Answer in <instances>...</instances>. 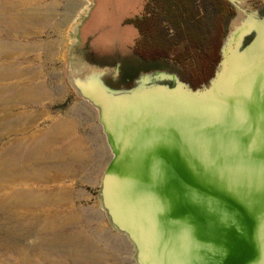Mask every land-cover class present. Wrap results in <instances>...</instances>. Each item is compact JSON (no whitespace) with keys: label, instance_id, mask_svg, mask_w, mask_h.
Instances as JSON below:
<instances>
[{"label":"water","instance_id":"water-1","mask_svg":"<svg viewBox=\"0 0 264 264\" xmlns=\"http://www.w3.org/2000/svg\"><path fill=\"white\" fill-rule=\"evenodd\" d=\"M226 1L235 16L198 89L169 73L115 89L72 56L111 155L100 209L135 264H264V16Z\"/></svg>","mask_w":264,"mask_h":264},{"label":"rangeland","instance_id":"rangeland-1","mask_svg":"<svg viewBox=\"0 0 264 264\" xmlns=\"http://www.w3.org/2000/svg\"><path fill=\"white\" fill-rule=\"evenodd\" d=\"M10 1L18 9V18L35 13L51 26L38 28L40 34L32 28L16 32V17L11 18L6 0H0V69L7 71L0 81V87H4L0 92V107L4 104L0 108V264H135L132 248L112 230L100 209L101 174L111 158L106 142L102 150L97 148L90 163L71 167L63 162L59 170L56 163L42 162L50 159L49 150L56 154L52 160L65 157L64 148H54L65 141L61 136L68 134L67 125L52 128L53 119L41 120L29 126L27 134L42 145L51 142L39 149V162L23 163L29 158L23 157L16 145L22 136L18 113L44 109L55 113L72 107L79 96L70 83L71 60L73 55H80L82 47L85 59L98 53L96 64L106 67L108 74H116L115 82H122L123 88L133 86L145 75L175 74L172 70L176 66L171 62L142 61L134 55L135 31L127 22L138 17L133 15V0H91L89 8V0H52L58 7L51 15L43 12L37 0ZM30 149L31 159L34 154ZM73 170L77 172L72 176ZM46 174L55 178L49 179Z\"/></svg>","mask_w":264,"mask_h":264},{"label":"trees","instance_id":"trees-1","mask_svg":"<svg viewBox=\"0 0 264 264\" xmlns=\"http://www.w3.org/2000/svg\"><path fill=\"white\" fill-rule=\"evenodd\" d=\"M233 16L226 0H143L142 15L127 21L138 32L133 53L142 61L171 62L173 73L198 89L215 74ZM108 85L119 89L122 82Z\"/></svg>","mask_w":264,"mask_h":264},{"label":"crops","instance_id":"crops-1","mask_svg":"<svg viewBox=\"0 0 264 264\" xmlns=\"http://www.w3.org/2000/svg\"><path fill=\"white\" fill-rule=\"evenodd\" d=\"M239 1L247 2L248 4H250L253 7H255L254 6L255 2L259 3L260 6L264 5V4H261L258 0H239ZM91 5H92L91 0H89L88 8ZM131 5L135 8L133 11V15H137L138 17L140 15H142L143 0H133ZM258 15L260 17L264 16V14H262V13L259 14V11H258ZM234 16L232 17V19L234 18ZM232 19H230V21ZM230 21H229V23H230ZM229 23H228V27H229ZM228 27H227V32H228ZM132 29H134V31H135V34L132 35L133 36L132 42L134 45L135 41L138 39V32L134 27ZM247 38H249V37H247ZM85 54H86V50H85V48L82 47L80 55L76 57L78 59L80 58L81 65H85L88 67L101 68L95 62L97 60L96 54H98V53L94 52V54H93L94 56L92 58H87V59H85V57H84ZM78 59H77V61L75 60V63L73 60V63L78 64V62H79ZM106 78H110V79H108L106 81ZM106 78H105V82L107 84L108 83H114L116 81L114 79V76L110 75V74ZM29 103H30V101L27 104H29ZM95 114H96L95 109L91 105H89L86 101L82 100L80 97L77 98V100L74 102V104L72 105L71 108H69L65 111H62V112L52 113L50 110H45V109L42 111H35V112L34 111L19 112L18 116L21 117V120H20L22 123L21 124V126H22L21 132H22L23 137L21 136V139L17 140L16 145L19 148H21L22 156L29 158V159L23 161V163L29 162L30 160H33L31 163H33L34 161L39 162V159H40L39 149L41 147L42 148L46 147V145H42L39 143V141L38 142L35 141L34 138H31L30 136H28L27 132L30 129L29 126H31V125L35 126L41 120H45V119H49V118L53 119V122H54V126L52 128H54L56 126L61 128L62 123H65V125H67L68 134L61 136V138H64L65 141H63L61 144L58 143L57 146L54 148V150L55 149L61 150L62 148H64L65 151L63 153V156H65V157H63V159L61 158L58 160H52L51 157L56 156V154H54L52 152L53 150L52 151L49 150L48 151L49 154L47 156L50 159H44V161L42 163H45V164L56 163L58 165L57 168L59 170L61 168L60 165L63 162H66V164L71 165V167H75L76 165L80 167V165L82 163H88V162L90 163L93 160V158L97 155V152H98L97 148L100 147L102 150V148L105 144V138H104L103 132L101 130V127L98 125L97 114L96 115ZM26 117H28V118L30 117L31 118L30 121L32 123H29L30 121H28V122L24 121V123H23L22 120H23V118H26ZM24 132H26L25 138H24ZM19 141H21V143H19ZM30 148H33L32 152L34 154L33 158L31 157V159H30V156L28 154L31 150ZM75 172H77V170H73L71 172V175H72V173H75ZM103 173H104V169L102 170L101 178H102ZM45 176H47V178H49V179L55 178V175H54V177H50L48 174H46Z\"/></svg>","mask_w":264,"mask_h":264},{"label":"bare ground","instance_id":"bare-ground-1","mask_svg":"<svg viewBox=\"0 0 264 264\" xmlns=\"http://www.w3.org/2000/svg\"><path fill=\"white\" fill-rule=\"evenodd\" d=\"M2 1V0H1ZM17 1V0H16ZM26 1H28V0H26ZM37 1H39V2H41V3H39V4H41L42 5V7H43V9H45V11H43V12H45V13H48V14H50L51 15V13L53 14L54 12H55V9H56V7H58V5H57V3H54L52 0H37ZM10 2H13V1H10V0H6V3H7V5H9V11H10V13H11V18H14V17H16V20L15 19H12V20H15V22H17L19 25V27L18 28H15V29H13V30H15L16 32H18V29H24L26 32H28L31 28H32V30H36V29H38V28H40V29H42V28H48L49 26H51L48 22H41L40 20H39V18H38V14H33V15H29L28 17H25V18H23L22 17V19L19 17H17L18 15H17V11H18V9L17 8H15V7H13L12 6V4H10ZM5 3V2H4ZM22 3V2H21ZM20 3V4H21ZM25 3V2H24ZM30 3V2H29ZM36 3V2H35ZM38 3V2H37ZM17 4V3H16ZM31 4H32V2H31ZM80 4V3H79ZM23 5V4H22ZM61 5V4H60ZM78 5V4H77ZM83 5V4H82ZM20 6V5H19ZM26 6V5H25ZM24 6V7H25ZM80 6H81V4H80ZM79 6V7H80ZM84 7H87V5L85 4V6ZM40 8V7H39ZM64 8H68V6H66V5H64ZM23 10V9H22ZM65 10V9H64ZM24 12V11H23ZM33 12V11H32ZM65 15H67V14H65ZM14 16V17H13ZM25 16V15H24ZM9 20H11V19H9L8 18V21ZM62 20V19H61ZM7 21V22H8ZM20 21V22H19ZM15 22H13V21H10V23H13V24H16ZM10 23H8V24H10ZM63 23V22H62ZM64 24V23H63ZM60 25V24H59ZM62 25V24H61ZM15 27H17V26H15ZM43 30V29H42ZM7 31V30H6ZM21 31V30H20ZM19 31V32H20ZM18 32V33H19ZM38 32H39V34L41 33V31L38 29ZM7 33V32H6ZM5 33V34H6ZM9 33H11V32H9ZM21 33H23V32H21ZM31 33V32H30ZM33 33V32H32ZM12 34H13V32H12ZM8 35V34H7ZM14 35V34H13ZM33 35V34H32ZM36 35H38V33L36 32ZM10 36V35H9ZM18 36V35H17ZM8 37V36H7ZM15 37V36H14ZM9 38V37H8ZM11 38V37H10ZM32 43V42H31ZM36 44V43H35ZM12 53V52H11ZM3 58V57H2ZM1 57H0V60L2 59ZM20 59V58H19ZM3 60V59H2ZM16 60V59H15ZM22 60V59H21ZM23 61V60H22ZM23 63V62H22ZM3 66V65H2ZM1 66V67H2ZM0 67V68H1ZM6 74H7V71H5L4 69H0V81L1 80H3L4 78H5V76H6ZM23 77V76H22ZM13 79V78H12ZM32 81V80H31ZM3 86H1L0 87V92H2L3 91ZM33 94H35V95H37V92L36 91H34L33 90ZM15 95V94H14ZM12 97V96H11ZM5 101V100H4ZM10 101V100H9ZM35 101V100H34ZM6 102H8V101H6ZM1 103H2V101H1ZM4 105V104H3ZM3 105L1 106V107H3ZM0 107V108H1ZM16 109V108H15ZM12 110H14V109H12ZM8 111V110H7ZM16 111V110H15ZM4 113V112H3ZM15 117H17V116H15ZM14 117V118H15ZM13 119V118H12ZM11 119V120H12ZM19 119V118H18ZM21 119V118H20ZM15 120V119H14ZM24 120V119H23ZM16 123H17V120H16ZM24 123V122H23ZM2 127V126H1ZM2 129V128H1ZM62 131V130H61ZM59 132V131H58ZM62 133V132H61ZM49 134V133H48ZM60 134V133H59ZM55 136V135H54ZM57 136V135H56ZM50 137H52L53 138V136H50ZM55 138V137H54ZM50 141V140H49ZM51 142V141H50ZM49 142V143H50ZM48 143V144H49ZM48 144H46V145H48ZM12 152V151H11ZM32 152V151H31ZM12 154H13V152H12ZM9 155H11V154H9ZM14 165V164H13ZM18 165V164H17ZM4 166V165H3ZM11 166V165H10ZM8 167V166H7ZM14 167H15V165H14ZM13 167V168H14ZM19 167V165L17 166V168ZM12 168V167H11ZM2 169V168H1ZM29 170H30V168H29ZM7 171V170H6ZM11 171V170H10ZM20 171H22V169L20 170ZM5 173V172H4ZM7 173V172H6ZM15 173V172H14ZM18 173V172H17ZM8 174H9V172L7 173V177H9L8 176ZM19 174V173H18ZM3 175V174H2ZM11 175V174H10ZM12 175H13V173H12ZM4 176V175H3ZM6 177V176H5ZM4 177V178H5ZM18 177V176H17ZM22 178V177H21ZM39 179V178H38ZM12 180V179H11ZM1 181H3V180H1ZM13 194V193H12ZM13 196V195H12ZM12 196H10L11 197V199H12ZM18 198H19V196H17ZM34 198V197H33ZM7 199H10V198H7ZM22 199V197L20 198V200ZM24 200H25V198H23ZM22 199V200H23ZM13 200H15V199H13ZM29 200V199H28ZM32 200V199H31ZM17 201H19V199L17 200ZM41 202V201H40ZM13 203V202H12ZM26 203H27V201H26ZM37 203V202H36ZM5 204V203H4ZM16 204V203H15ZM15 204H14V206H15ZM21 205H22V203H20ZM41 204V203H40ZM24 205H25V203H24ZM29 205H31V204H29ZM35 205V204H34ZM34 205H32V206H34ZM37 206V205H36ZM21 207V206H20ZM24 207H26V206H24ZM25 220V219H24ZM48 227H49V224L47 225ZM52 226V225H51ZM51 226H50V228H51ZM41 244H42V242H40ZM39 244V243H38ZM37 246H39V245H37ZM33 250H34V248H32ZM31 249V250H32ZM42 252V251H41ZM43 254V253H42ZM21 255V254H20ZM45 258V257H44ZM24 259V258H23Z\"/></svg>","mask_w":264,"mask_h":264},{"label":"flooded vegetation","instance_id":"flooded-vegetation-1","mask_svg":"<svg viewBox=\"0 0 264 264\" xmlns=\"http://www.w3.org/2000/svg\"><path fill=\"white\" fill-rule=\"evenodd\" d=\"M254 6L258 9V11H259V14H264V5H259V3H254ZM108 79H110V78H106V81L108 80ZM190 87H191V85L189 84V83H187Z\"/></svg>","mask_w":264,"mask_h":264}]
</instances>
